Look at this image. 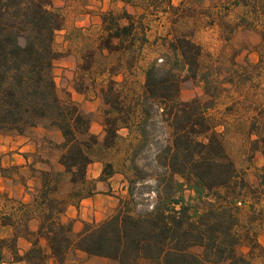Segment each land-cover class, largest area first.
<instances>
[{
    "label": "trees",
    "instance_id": "obj_1",
    "mask_svg": "<svg viewBox=\"0 0 264 264\" xmlns=\"http://www.w3.org/2000/svg\"><path fill=\"white\" fill-rule=\"evenodd\" d=\"M154 1L168 5L175 25L181 6H173L171 0ZM235 4L253 6L264 16V0H235ZM64 24L54 0H0V134L27 137L35 146L33 153L24 155L26 165L1 168L6 179L18 172L14 181L31 192V201L20 202L14 215L1 220L14 234L0 239V264L6 263L7 252L14 263L65 264L76 251L118 264H251L249 255L262 249L252 225L256 218L252 215L244 223L238 210L245 195L254 201L264 196V166L257 172L256 188L228 153L223 132L209 114L219 96L217 84L212 85L210 74L200 70L202 47L189 34L174 33L165 64L153 61L146 68L140 96L125 93L128 75L148 41L143 25L126 10L102 16L98 49L106 56L121 55L105 72L110 78L102 90L107 106L102 146L113 148L123 139V129L139 136L125 162L127 169L105 163L100 180L124 176L128 195L120 199L114 215L98 224L86 222L79 233L73 220L64 219L69 207H79L93 194L88 168L93 163L91 150L99 144L91 130V115L71 98H62L58 90L55 67L61 53L55 45ZM91 66L89 60L84 69L90 71ZM120 75L123 79L116 80ZM187 80L202 83L209 99L183 101L182 84ZM158 122L169 133L164 142L153 144ZM40 126L46 134L38 138L34 130ZM52 132L60 136L59 142L48 137ZM250 134L256 135L253 152L264 153V122L254 119ZM154 146L156 172L152 173L137 158ZM44 147L59 152V169L42 155ZM39 164L45 168H38ZM150 180L154 184L148 188ZM62 184L72 187L66 195L61 194ZM187 191L194 193L192 200ZM146 193L154 195V202L141 208L140 201L150 202L142 200ZM193 200L202 201L203 209ZM251 205L254 208L255 202ZM34 219L36 230L29 226ZM21 238L30 243L23 253L18 247ZM241 245L250 246L249 255L239 252Z\"/></svg>",
    "mask_w": 264,
    "mask_h": 264
},
{
    "label": "rangeland",
    "instance_id": "obj_2",
    "mask_svg": "<svg viewBox=\"0 0 264 264\" xmlns=\"http://www.w3.org/2000/svg\"><path fill=\"white\" fill-rule=\"evenodd\" d=\"M130 2L136 3L140 10H144L143 13H139L137 10L129 9L134 21L143 25V32L148 41L144 45L142 55L133 72L128 75L125 93L130 97L140 96L143 93L146 68L153 61L165 64L170 55L168 44L174 39V33L185 32L192 36L201 45L203 51L200 70L210 74L212 85L217 84L219 96L215 99L214 107L209 114L218 125V130L223 132L226 149L235 161L238 170L245 175L251 185L257 188L259 183L256 176L258 170L264 166V153L260 150L253 152L252 142L256 139V135L250 134V125L254 119L261 124L264 122V16L254 11L253 6L235 4V0H171L173 6L182 8L174 25L175 20L167 8L168 5L157 4L154 0H130ZM54 3L64 16V28L72 27L76 11L71 9L69 0H54ZM111 8L110 11L116 13L126 10L117 0L113 2ZM122 23L125 24L126 20ZM100 33L93 31L83 37L76 36L69 44L65 40L66 33L58 32L56 36L55 46L61 53L55 67L60 96L65 99L71 98L79 104L82 110L91 115V130L99 140V144L91 150L93 163L88 168V179L93 187V194L88 200L89 205L80 204L76 209L69 211V214L78 212L77 217L71 219L74 221L75 233L81 232L86 222L98 224L115 214L120 199L128 195L129 183L120 174L107 181H101L102 168L105 163H112L117 170L127 169L125 162L139 142V136L123 129L120 131L123 139L118 141L113 148L102 146L105 136L104 113L107 109L103 101L102 90L110 78L105 72L119 60L121 55L114 53L106 56L99 51L103 30L101 35ZM80 48L81 51H78ZM89 60L92 63L90 71L84 69ZM73 64H77L74 70L70 67ZM122 79L123 76L120 75L116 80L121 81ZM193 98L209 99L204 93L202 83L187 80L182 84L181 99L188 101ZM168 133L169 130L165 125L160 122L156 123L150 143L164 142ZM45 134L46 131L42 126L34 130V135L38 138ZM4 136L0 134V174L4 157L7 154L6 150L17 146L15 142L5 143L8 141ZM48 137L55 142L61 140L55 132L49 133ZM41 152L44 157L51 159L55 169H59L57 163L59 152L49 151L46 147ZM12 153L22 154L18 150ZM155 154L156 146L146 148L137 158L138 164L155 173V163H153ZM14 166H24V164L16 163ZM38 168L45 167L39 164ZM21 172L27 173V169ZM12 175L13 179H10L7 184L13 189L17 185L14 180L19 177V174L13 172ZM153 184V180H150L146 183V187L149 188ZM146 187H143L144 192H149ZM60 188L63 195L68 194L72 189L68 184H62ZM23 193L19 187L15 189L13 197L10 198L7 193L0 191V239L13 236V228L3 226L1 220L6 215L15 214L26 193L31 197L29 190L26 189ZM191 196H194V193L187 191L186 197L191 199ZM245 196V202L239 206V216L244 223H248L252 215L255 216V222L252 224L253 230L258 234L257 240L262 249H256L249 255L250 246L241 245L239 252L249 255L251 264H264V196L256 201L251 199L250 194ZM147 198L150 202L140 201L141 208L143 205L154 202L153 194L146 193L142 200ZM252 201L255 202L254 208L251 205ZM192 203L198 205L201 210L204 207L202 201L193 200ZM29 226L33 230L36 225L31 221ZM79 228L82 229L78 230ZM18 247L21 253L25 251L19 241ZM200 250V248L195 249L196 252ZM6 258L4 264H17L10 260L11 256L8 252ZM65 264L118 263L108 258L88 256L76 251L69 254ZM141 264L150 263L141 261Z\"/></svg>",
    "mask_w": 264,
    "mask_h": 264
},
{
    "label": "crops",
    "instance_id": "obj_3",
    "mask_svg": "<svg viewBox=\"0 0 264 264\" xmlns=\"http://www.w3.org/2000/svg\"><path fill=\"white\" fill-rule=\"evenodd\" d=\"M116 0H69V3L71 5V9L73 8L76 12L74 13L75 17L73 18L74 24L70 28H64L60 31V33H66L65 40L66 43L69 44L72 41V38L78 36L83 37L84 35H88L89 33L93 31H98L102 33L103 30V24H102V16L110 12L112 9L111 6L113 2ZM117 2L122 3V6L126 8V10L131 14L130 8L133 11H139V13H143L144 10H140V8L137 7V4L132 2L126 3L123 0H117ZM65 3V2H64ZM68 3V1H67ZM100 33V35H101ZM81 51V48L78 50ZM79 53V52H78ZM77 55V54H76ZM78 56V55H77ZM78 59V58H77ZM77 64H73L71 69H75V66ZM4 138L8 141L5 143L11 144L12 142H15L17 146L8 148L6 150V156L4 157V161L2 164V167H10L16 165V163H22V165H26V159L24 157L25 154H30L35 151V146L30 142L29 138L24 136H18V135H7L4 136ZM5 140V141H6ZM20 147V148H19ZM19 151L22 152L21 155H17L15 153H12L13 151ZM16 159V161H15ZM10 181V179H6L1 176L0 174V191L2 193H7L10 198L13 197V192L15 189L17 190L19 187L22 189V194L26 190V188L19 183L16 182V187L13 189L8 185L7 183ZM12 181V180H11ZM21 194V197H22ZM89 198L84 199L81 201V205H89ZM31 197L26 193L24 199L22 200L23 203H30ZM9 203V202H8ZM76 207H69L66 214L68 217L64 216V219H75L78 215V212L69 214V211ZM87 211V208H85ZM33 223H35V227L33 230L37 229L38 221L36 219L32 220ZM82 228H79L80 230ZM20 246L24 248L26 251L30 247V243L21 238L19 239ZM23 253V252H22ZM20 264V263H17Z\"/></svg>",
    "mask_w": 264,
    "mask_h": 264
}]
</instances>
